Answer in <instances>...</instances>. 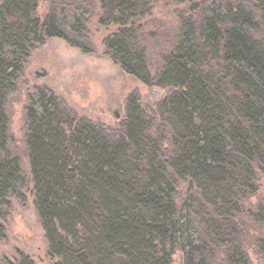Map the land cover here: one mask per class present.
Masks as SVG:
<instances>
[{"label":"trees","instance_id":"1","mask_svg":"<svg viewBox=\"0 0 264 264\" xmlns=\"http://www.w3.org/2000/svg\"><path fill=\"white\" fill-rule=\"evenodd\" d=\"M154 2L0 0V230L28 185L10 117L25 63L51 38L94 55L98 7L103 57L175 92L156 128L130 98L111 141L51 89L28 96L23 146L52 264H254L249 248L264 264V0H180L165 32L148 28Z\"/></svg>","mask_w":264,"mask_h":264},{"label":"rangeland","instance_id":"2","mask_svg":"<svg viewBox=\"0 0 264 264\" xmlns=\"http://www.w3.org/2000/svg\"><path fill=\"white\" fill-rule=\"evenodd\" d=\"M189 4V0H185ZM184 2V1H183ZM180 0H155L151 15L146 19L148 28L165 32L177 26V16L190 5ZM44 13L43 5L39 8ZM99 9L89 22V31L96 50L94 55L81 54L56 38L45 40L31 50L17 93L10 102L11 131L17 141L21 163L28 185L20 197L11 200V209L0 230V264H15L22 255L34 264H52L42 224L38 218L31 177L23 146L24 113L28 96L40 88L51 89L72 116L101 129L106 138L116 140L124 132L128 101L133 97L140 111L159 125V105L175 92L172 88H150L123 73L110 59L103 57L102 39L105 28L97 19ZM157 30V33H158ZM258 195L254 203L261 198ZM254 264L261 260L249 248ZM173 264H182V255L176 253Z\"/></svg>","mask_w":264,"mask_h":264}]
</instances>
